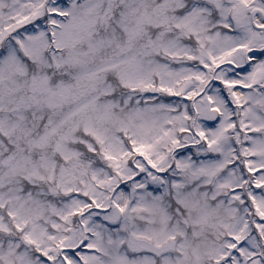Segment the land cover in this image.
I'll use <instances>...</instances> for the list:
<instances>
[{
	"label": "snow or ice",
	"instance_id": "1",
	"mask_svg": "<svg viewBox=\"0 0 264 264\" xmlns=\"http://www.w3.org/2000/svg\"><path fill=\"white\" fill-rule=\"evenodd\" d=\"M0 264H264V0H0Z\"/></svg>",
	"mask_w": 264,
	"mask_h": 264
}]
</instances>
